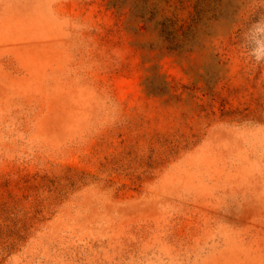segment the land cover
Listing matches in <instances>:
<instances>
[{
	"label": "rangeland",
	"instance_id": "374dc122",
	"mask_svg": "<svg viewBox=\"0 0 264 264\" xmlns=\"http://www.w3.org/2000/svg\"><path fill=\"white\" fill-rule=\"evenodd\" d=\"M108 2L0 0V264H264V0Z\"/></svg>",
	"mask_w": 264,
	"mask_h": 264
},
{
	"label": "trees",
	"instance_id": "16d2710c",
	"mask_svg": "<svg viewBox=\"0 0 264 264\" xmlns=\"http://www.w3.org/2000/svg\"><path fill=\"white\" fill-rule=\"evenodd\" d=\"M134 3H140V8L135 14L140 22L144 25H141L139 28H146L147 22L155 19L156 15H160V18H156V24L160 25V31L164 33H170L171 35H178L179 31L182 29L181 25H178L176 19L168 16L165 12L158 10L154 11V7H151L150 0H132ZM168 1V0H165ZM128 2V0H109V5L114 8H120L123 4ZM133 12V9H130Z\"/></svg>",
	"mask_w": 264,
	"mask_h": 264
},
{
	"label": "clouds",
	"instance_id": "9594fccd",
	"mask_svg": "<svg viewBox=\"0 0 264 264\" xmlns=\"http://www.w3.org/2000/svg\"><path fill=\"white\" fill-rule=\"evenodd\" d=\"M256 23H257V24H260V25H264V21H257ZM262 58H264V57H261V56H259V55L256 56V59H257V60H260V59H262Z\"/></svg>",
	"mask_w": 264,
	"mask_h": 264
}]
</instances>
